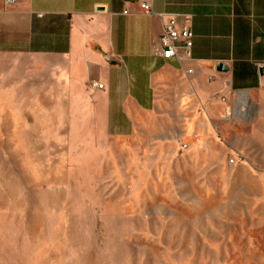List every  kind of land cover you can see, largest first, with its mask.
<instances>
[{"label":"rangeland","instance_id":"1","mask_svg":"<svg viewBox=\"0 0 264 264\" xmlns=\"http://www.w3.org/2000/svg\"><path fill=\"white\" fill-rule=\"evenodd\" d=\"M39 66L0 55L5 264H264V87L201 121L72 143Z\"/></svg>","mask_w":264,"mask_h":264},{"label":"crops","instance_id":"2","mask_svg":"<svg viewBox=\"0 0 264 264\" xmlns=\"http://www.w3.org/2000/svg\"><path fill=\"white\" fill-rule=\"evenodd\" d=\"M168 15L190 18L192 47L181 64L159 55ZM0 55L40 61L67 140L124 141L148 118L201 121L199 112L208 116L225 96L264 87V0H0ZM28 260L47 262L40 252Z\"/></svg>","mask_w":264,"mask_h":264},{"label":"built area","instance_id":"3","mask_svg":"<svg viewBox=\"0 0 264 264\" xmlns=\"http://www.w3.org/2000/svg\"><path fill=\"white\" fill-rule=\"evenodd\" d=\"M5 4H12L14 0H3ZM140 9L152 15L150 5L141 3ZM162 17L163 15H158ZM190 18L181 15H168L163 26L158 43L159 55L165 60H176L181 64L190 57L193 34L189 27ZM92 88H101V85L91 84Z\"/></svg>","mask_w":264,"mask_h":264},{"label":"water","instance_id":"4","mask_svg":"<svg viewBox=\"0 0 264 264\" xmlns=\"http://www.w3.org/2000/svg\"><path fill=\"white\" fill-rule=\"evenodd\" d=\"M217 70L224 72V71H225V68H224L223 66H221V65H218V66H217ZM259 74H260V75H264V67H261V68H260V70H259Z\"/></svg>","mask_w":264,"mask_h":264}]
</instances>
